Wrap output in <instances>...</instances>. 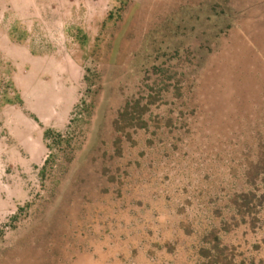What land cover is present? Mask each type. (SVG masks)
<instances>
[{"label":"rangeland","instance_id":"1","mask_svg":"<svg viewBox=\"0 0 264 264\" xmlns=\"http://www.w3.org/2000/svg\"><path fill=\"white\" fill-rule=\"evenodd\" d=\"M0 264H264V0H0Z\"/></svg>","mask_w":264,"mask_h":264},{"label":"trees","instance_id":"2","mask_svg":"<svg viewBox=\"0 0 264 264\" xmlns=\"http://www.w3.org/2000/svg\"><path fill=\"white\" fill-rule=\"evenodd\" d=\"M46 134H47V132L45 131V132H44V135H46Z\"/></svg>","mask_w":264,"mask_h":264}]
</instances>
